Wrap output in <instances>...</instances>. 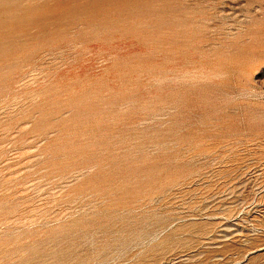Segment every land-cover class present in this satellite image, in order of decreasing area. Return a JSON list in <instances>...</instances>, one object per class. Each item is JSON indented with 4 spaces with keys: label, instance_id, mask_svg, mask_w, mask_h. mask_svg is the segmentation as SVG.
Masks as SVG:
<instances>
[{
    "label": "rangeland",
    "instance_id": "obj_1",
    "mask_svg": "<svg viewBox=\"0 0 264 264\" xmlns=\"http://www.w3.org/2000/svg\"><path fill=\"white\" fill-rule=\"evenodd\" d=\"M0 264H264V0H0Z\"/></svg>",
    "mask_w": 264,
    "mask_h": 264
}]
</instances>
